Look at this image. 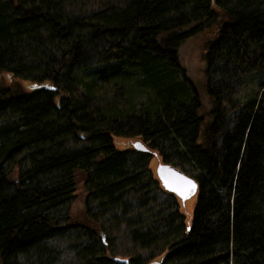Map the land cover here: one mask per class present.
<instances>
[{
	"label": "trees",
	"instance_id": "trees-1",
	"mask_svg": "<svg viewBox=\"0 0 264 264\" xmlns=\"http://www.w3.org/2000/svg\"><path fill=\"white\" fill-rule=\"evenodd\" d=\"M212 24L207 111L178 49ZM0 72L32 84L0 87V264H264V0H0Z\"/></svg>",
	"mask_w": 264,
	"mask_h": 264
},
{
	"label": "rangeland",
	"instance_id": "rangeland-1",
	"mask_svg": "<svg viewBox=\"0 0 264 264\" xmlns=\"http://www.w3.org/2000/svg\"><path fill=\"white\" fill-rule=\"evenodd\" d=\"M216 26L215 24L207 25L202 28L201 31L195 36H192L185 41H182L179 45L178 54L182 67L185 69L186 75L196 86L199 93H201L202 105H204L205 109L209 111L211 109V105L209 102L208 95L204 90L205 78H204V54L206 52V42H208L215 34ZM0 87L8 88L15 93H28L32 89V84L28 81H25L19 77L14 75H10L8 73L0 72ZM245 89L240 91L239 97L243 94ZM116 143L118 148H128L131 147V142H128L126 139L116 138ZM150 168L153 173L162 172L163 163L159 159L158 156H154L151 159ZM78 175V183L76 188L75 199L73 200V204L70 209V216L74 220L80 221L82 220L84 213V197L85 191L82 186V175ZM186 198V199H185ZM185 198H180L179 205L187 216V220H191V211L195 204V193H188L185 195ZM184 200V201H182Z\"/></svg>",
	"mask_w": 264,
	"mask_h": 264
},
{
	"label": "water",
	"instance_id": "water-1",
	"mask_svg": "<svg viewBox=\"0 0 264 264\" xmlns=\"http://www.w3.org/2000/svg\"><path fill=\"white\" fill-rule=\"evenodd\" d=\"M161 176L164 186L177 195L185 196L188 193L197 191V183L194 178L173 165H164Z\"/></svg>",
	"mask_w": 264,
	"mask_h": 264
}]
</instances>
